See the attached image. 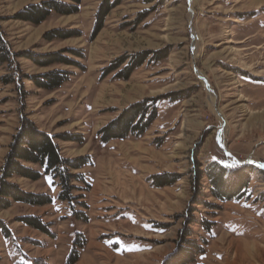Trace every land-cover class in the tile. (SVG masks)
Returning a JSON list of instances; mask_svg holds the SVG:
<instances>
[{
	"label": "rangeland",
	"instance_id": "1",
	"mask_svg": "<svg viewBox=\"0 0 264 264\" xmlns=\"http://www.w3.org/2000/svg\"><path fill=\"white\" fill-rule=\"evenodd\" d=\"M44 1L0 0V27L19 55L0 67V176L24 117L68 134L72 141L56 139L62 155L90 156L92 166L74 172L87 184L74 183L72 203L59 200L51 175L11 180L53 203L0 211V264H70L76 256L72 264H163L179 245L203 248L192 264H264V0H82L78 13L52 12L38 26L16 18ZM106 2L111 10L96 31ZM53 30L79 35L44 40ZM167 50L127 80L116 77L126 63L107 72L127 55ZM62 51L73 65L41 67L27 57ZM54 70L70 73L55 91L30 80ZM155 97L158 117L143 136L101 142L99 130L120 111ZM213 162L252 166L244 199L217 201L206 177L195 188L196 171ZM165 173L179 180L151 182ZM26 216L50 233L24 225Z\"/></svg>",
	"mask_w": 264,
	"mask_h": 264
},
{
	"label": "trees",
	"instance_id": "2",
	"mask_svg": "<svg viewBox=\"0 0 264 264\" xmlns=\"http://www.w3.org/2000/svg\"><path fill=\"white\" fill-rule=\"evenodd\" d=\"M72 3H65L57 0L44 1L40 4H31L25 7L17 15V19L33 25H40L45 22L52 12L60 15H71L78 13L81 8L82 0H70ZM109 4L102 3L97 13L95 30L102 28L104 18L111 10ZM103 10V11H102ZM98 27V28H97ZM79 34L66 33L63 30H53L44 36V40L52 42L56 39L65 40L76 37ZM65 52L52 53L46 55L27 56L41 67L53 65H73V61ZM153 54L154 60L160 61L167 57L169 50L161 52H145L140 54L127 55L125 59H119L112 64L107 72L116 71L123 64V70L116 76L119 79H129L136 69L144 63L150 61L149 55ZM19 57L14 54L0 27V67L4 64H11V61ZM107 75V74H106ZM70 73L54 70L38 77L30 79L40 89L55 91L64 85L69 79ZM15 77L5 76L2 82L5 84L13 83ZM175 94H167L170 101H175L180 97L174 98ZM162 97L146 98L127 106L108 124L102 127L98 135L102 143L113 140H126L129 137L143 136L158 117V102ZM56 139L72 141L68 134L53 136L41 130L32 120L24 117L20 127L9 146L5 163L2 167L0 176V211L9 209L12 204H26L30 206H46L53 203V198L48 194H37L25 191L20 185L12 183L14 178H22L33 182L39 181L45 175H51L58 180L61 186L59 200L72 203L76 197L74 191L77 188L75 182L87 184L84 174H74L87 166H92L90 156L84 158L69 159L62 155L60 146ZM252 166H237L230 168L218 162H213L202 171H196L194 179L195 188L200 185L201 179L206 177L209 183L210 196L222 203L232 200H242L246 197L250 182ZM151 182L159 187L175 184L179 180L178 174L165 173L152 176ZM199 190H202L199 188ZM203 204L195 201L194 204ZM207 206L211 204L205 202ZM20 222L30 226L42 233L49 234L48 225L41 218L26 216L20 218ZM191 223V222H189ZM8 234H6L7 236ZM187 233L185 237H188ZM188 241V240H187ZM190 244L191 242H187ZM200 246L189 247L179 245L176 251L166 258L163 264H192L196 257L203 253ZM77 256L72 263L77 261Z\"/></svg>",
	"mask_w": 264,
	"mask_h": 264
},
{
	"label": "bare ground",
	"instance_id": "3",
	"mask_svg": "<svg viewBox=\"0 0 264 264\" xmlns=\"http://www.w3.org/2000/svg\"><path fill=\"white\" fill-rule=\"evenodd\" d=\"M259 76V75H258ZM225 240V239H224ZM254 249V248H253Z\"/></svg>",
	"mask_w": 264,
	"mask_h": 264
},
{
	"label": "snow or ice",
	"instance_id": "4",
	"mask_svg": "<svg viewBox=\"0 0 264 264\" xmlns=\"http://www.w3.org/2000/svg\"><path fill=\"white\" fill-rule=\"evenodd\" d=\"M51 180V178H49Z\"/></svg>",
	"mask_w": 264,
	"mask_h": 264
},
{
	"label": "water",
	"instance_id": "5",
	"mask_svg": "<svg viewBox=\"0 0 264 264\" xmlns=\"http://www.w3.org/2000/svg\"><path fill=\"white\" fill-rule=\"evenodd\" d=\"M264 167V165H262Z\"/></svg>",
	"mask_w": 264,
	"mask_h": 264
}]
</instances>
